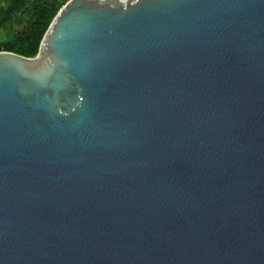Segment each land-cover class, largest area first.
Returning <instances> with one entry per match:
<instances>
[{"label":"water","instance_id":"water-1","mask_svg":"<svg viewBox=\"0 0 264 264\" xmlns=\"http://www.w3.org/2000/svg\"><path fill=\"white\" fill-rule=\"evenodd\" d=\"M0 264H264V0H68L0 52Z\"/></svg>","mask_w":264,"mask_h":264},{"label":"trees","instance_id":"trees-1","mask_svg":"<svg viewBox=\"0 0 264 264\" xmlns=\"http://www.w3.org/2000/svg\"><path fill=\"white\" fill-rule=\"evenodd\" d=\"M67 1L58 6L57 0H34L27 6L26 0H9L8 8L1 11L0 29L20 11L27 12L29 18L11 42L0 44V52H10L25 58L35 57L43 35Z\"/></svg>","mask_w":264,"mask_h":264},{"label":"rangeland","instance_id":"rangeland-1","mask_svg":"<svg viewBox=\"0 0 264 264\" xmlns=\"http://www.w3.org/2000/svg\"><path fill=\"white\" fill-rule=\"evenodd\" d=\"M34 0H26L27 6ZM65 0H57L58 6L63 4ZM9 6V0H0V18L1 11H5ZM29 18L27 12L20 11L16 13L9 22L4 23L0 29V44L11 42L15 35L22 29L26 20Z\"/></svg>","mask_w":264,"mask_h":264}]
</instances>
